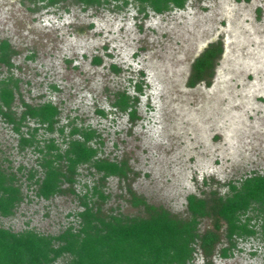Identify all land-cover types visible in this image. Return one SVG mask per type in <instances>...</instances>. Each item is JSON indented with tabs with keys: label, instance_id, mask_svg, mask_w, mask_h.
I'll list each match as a JSON object with an SVG mask.
<instances>
[{
	"label": "rangeland",
	"instance_id": "rangeland-1",
	"mask_svg": "<svg viewBox=\"0 0 264 264\" xmlns=\"http://www.w3.org/2000/svg\"><path fill=\"white\" fill-rule=\"evenodd\" d=\"M122 6L84 9L67 0L32 11L28 2L0 0V41L17 52L10 70L0 65V79L20 80L19 112L24 102L59 108L57 130L38 131L42 149L51 139L66 148L60 129L68 136L72 127L93 128L100 135L99 156L132 168L128 180L105 182L95 170L81 168L78 195L96 185L108 197L106 212L138 215L132 191L186 218L189 195L225 196L229 183L264 174V0H188L183 10L163 15ZM219 41L224 52L211 82L191 87L194 61ZM118 92L139 97L136 120L114 107ZM34 127L30 122L22 130ZM38 157L33 148L22 150L19 135L0 121L2 166L25 179L39 170ZM24 191L29 197L15 217L3 220L14 231L55 235L76 223L83 209L74 194L45 201ZM213 227L207 218L200 231ZM226 246L223 236L214 264H264L261 237L238 240L227 259L220 256ZM205 262L198 251L191 264Z\"/></svg>",
	"mask_w": 264,
	"mask_h": 264
},
{
	"label": "trees",
	"instance_id": "trees-1",
	"mask_svg": "<svg viewBox=\"0 0 264 264\" xmlns=\"http://www.w3.org/2000/svg\"><path fill=\"white\" fill-rule=\"evenodd\" d=\"M41 8H55L67 0H22ZM84 9L99 8L112 3L127 7L138 5L141 12L152 11L163 15L172 10H183L188 0H73ZM222 42L212 43L194 61L189 81L191 87L211 82L215 66L223 54ZM17 52L8 40L0 41V65L9 70ZM100 64L101 59L97 58ZM20 80L13 75L0 79V121L11 125L19 135L22 150L33 148L39 154V170H31L26 178L19 177L12 166L0 164V264H191L198 251L204 254L205 264L211 260L217 247L226 238L228 246L220 256L230 258L238 240L261 237L264 239V174H255L240 185L229 183L225 196L213 194L211 199L189 195L186 218L173 215L163 207L149 204L131 191V205L138 208V215L106 212L108 197L99 186L81 196L74 189L81 168L100 174L101 181L110 178L128 180L132 168L123 161H113L99 156L100 135L93 128L72 127L65 137L66 148L54 139L42 149L37 134L40 129L50 133L57 130L60 110L51 102L41 105L23 103L21 112L16 110L20 93ZM136 89L142 93V85ZM139 97L128 92L115 94L114 107L137 119ZM102 113V112H101ZM35 124L23 132L29 123ZM97 143V144H96ZM96 144V145H95ZM19 167L18 171H23ZM25 180V181H24ZM33 191L37 198L50 201L67 194L77 195L82 210L77 221L58 234H45L35 229L14 231L3 225L4 219L15 217L20 206L29 197L24 188ZM212 219L214 227L204 233L200 225ZM225 227V233L220 231Z\"/></svg>",
	"mask_w": 264,
	"mask_h": 264
}]
</instances>
